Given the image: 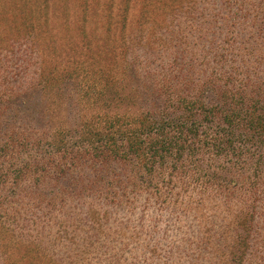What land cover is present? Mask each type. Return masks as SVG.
I'll list each match as a JSON object with an SVG mask.
<instances>
[{
  "label": "trees",
  "instance_id": "1",
  "mask_svg": "<svg viewBox=\"0 0 264 264\" xmlns=\"http://www.w3.org/2000/svg\"><path fill=\"white\" fill-rule=\"evenodd\" d=\"M130 1H125L126 7ZM216 1L192 0L188 6H175L172 12H165V15H171L178 8L182 10L186 7L184 14L192 18V34L184 31L178 36L173 27L171 33L174 35L158 39L156 44L142 34L139 40V35L135 33L142 30L145 33L148 24L164 15V12L160 16L151 13L153 2L148 0L146 15L136 30L129 33L131 36L126 37L131 47L139 46L147 57L141 63L146 70V79H142L139 91L134 92L126 79H119L117 74L108 75L107 86L101 87L96 100L99 105H104L106 112L114 101L130 102L133 106L143 102L146 107L140 111L139 133L114 138L112 131L120 125V117L103 115L81 122L78 125L80 129L71 134L62 126L51 132L45 127L42 132L12 131L7 135L6 141L0 143V162H3L0 166L1 222L8 220L9 215L5 213L8 205L25 201L41 205L47 203V211L41 214L52 215L55 213L52 205L56 203L64 206L63 203L83 201L96 193L107 195L122 177L133 179L141 173L150 184L167 175L187 179L193 174L200 187L197 193L202 201L200 203H232L238 194L228 196L227 180L221 179L220 173L224 171L231 175L235 172L236 176L242 177L249 171L254 178L253 185L246 188L245 197H239L241 203L258 199V189L264 180V0H238L237 12L232 14L228 11V8L232 10V3L225 1L222 17L210 12ZM82 2V15H86V20L82 18V21L89 23V15L97 12L101 2ZM180 10L172 15H177ZM29 15L30 26L40 27L36 22L37 16L39 19L41 16L33 9H30ZM197 22L200 24L195 26ZM219 23H222L221 30ZM193 37L197 42H191L195 41ZM97 39L109 40L98 36ZM161 41L165 42L162 44ZM21 42L25 44L23 53L29 60L24 62H27L29 70L34 67L29 65L31 61L41 57H38L32 33L13 39L8 49L0 51V131L5 123L10 126L12 120L21 122L26 119L27 107L35 97L34 90L44 81L45 87L48 86L46 79L40 78L36 71H33V78L26 86L21 85L24 86L21 91V87L10 85L14 64H8V59L23 57L18 47ZM164 54H167L169 63L161 61L167 66L159 71L156 62L148 58ZM134 55L132 52L125 59L133 67L138 64ZM153 68L157 73L152 71ZM18 69L16 67L19 76L23 72ZM73 74L61 77L57 81L58 86L65 91L72 89L70 76ZM59 91L56 88L54 92L57 100L62 97ZM135 93L139 94L136 99ZM19 103L21 106L15 107ZM32 115L36 116L35 113ZM45 115V111L40 114L48 123L49 117ZM201 158H206L210 166H218H214L213 175L204 180L198 176L203 172ZM190 168H193V173H188ZM115 170L118 174L112 176ZM9 181H12V187H8ZM27 182L31 183V192L23 189ZM67 183L69 186H66ZM228 183L232 185L233 181ZM48 187H54L56 193L47 192ZM157 194L160 198L164 196L161 192ZM86 221L88 225L76 228L79 238L88 236L85 229L89 225H98L88 212ZM245 225H240L238 229ZM236 238L234 264L243 258V245L249 241V230L245 237ZM221 250L222 247L215 249Z\"/></svg>",
  "mask_w": 264,
  "mask_h": 264
},
{
  "label": "rangeland",
  "instance_id": "2",
  "mask_svg": "<svg viewBox=\"0 0 264 264\" xmlns=\"http://www.w3.org/2000/svg\"><path fill=\"white\" fill-rule=\"evenodd\" d=\"M99 1L100 7L89 15L87 23L82 21V18L86 20V15H82V0H0V51L8 49L13 39L32 33L38 57L41 56L31 61L29 65L34 67L29 70L27 62H24L29 60L24 57L25 44L19 43L24 58L8 59V64H14L10 85L26 86L33 78V71L40 78L44 77L48 85L45 87L44 81L34 90L35 97L31 100L32 106L27 107L30 112H26V119L14 122L7 117L10 126L5 123L2 127L0 143H4L12 131L42 132L46 127L51 132L63 126L71 134L80 129L78 125L81 122L103 115L120 117L121 126L112 131L114 138L139 133L140 111L146 107L143 102L133 106L130 102L114 101L106 112L104 105L98 104L96 95L102 91L101 87L107 86L108 75L117 74L119 79H126L134 92L139 91L142 79H146V70L141 63L147 57L139 46L131 47L126 37L131 36L129 33L136 30L146 15L148 0H131L127 7L126 0ZM151 1L153 7L150 12L157 16L164 12V15L148 24L145 33L136 31L139 40L142 34L157 44L158 39L174 35L171 33L173 27L178 36L184 31L192 34V18L184 14L186 7L173 12L180 10L177 15H165L175 6H188L192 0ZM182 1L185 4H181ZM225 1L232 3V10L228 8V11L236 13L238 0H217L210 12L222 17ZM91 7L94 9V5ZM30 9L41 16L40 19L37 16L36 22L40 27L30 26ZM199 24L197 22L195 26ZM218 27L221 30L222 23ZM97 36L109 40L103 41ZM132 52L138 59L134 67L125 62ZM107 54L106 60L102 61ZM152 59L159 71L167 66L164 63H169L167 54L148 58L149 61ZM16 67L23 72L19 76ZM152 71L157 73L156 68ZM70 73H74L70 76L73 88L65 91L57 81L61 77L67 78ZM56 88L62 95L59 100L54 93ZM138 95L135 93L134 99ZM18 106L21 104L15 107ZM44 111L49 117L48 123L40 116ZM201 161L203 172L198 176L204 180L213 175L218 166H210L206 158H201ZM2 164L0 162V166ZM192 170L190 168L188 173H193ZM114 174H118V170L113 171L112 176ZM177 176L167 175L154 184L146 182L142 173L133 179L124 176L120 183H114L113 190L107 195L96 193L83 201L74 200L63 203L64 206L59 203L52 205L55 210L52 215L41 214L47 211V203L41 205L25 201L8 205L5 208L8 220L0 221V264H234L236 237H245L247 230L249 241L243 245L244 255L238 264H264V180L258 189V199L241 203L239 195L245 197L246 188L253 185L254 178L249 171L242 177L236 176L235 172L229 175L223 171L220 177L227 180L228 196L238 195L232 203H200L202 201L197 194L200 187L193 174L187 179ZM230 181H233L232 185L228 183ZM30 184L25 183L23 189L31 192ZM8 185L12 187V181ZM51 191L56 193L54 187H48L47 192ZM158 192L164 196L160 198ZM87 212L98 225H89L85 229L88 236L79 238L76 228L88 225ZM217 247H222V250L215 251Z\"/></svg>",
  "mask_w": 264,
  "mask_h": 264
}]
</instances>
